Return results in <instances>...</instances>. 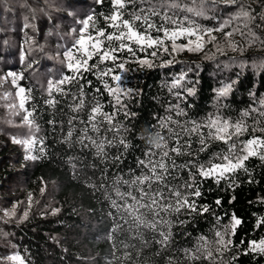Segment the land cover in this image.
<instances>
[{
    "label": "trees",
    "instance_id": "1",
    "mask_svg": "<svg viewBox=\"0 0 264 264\" xmlns=\"http://www.w3.org/2000/svg\"><path fill=\"white\" fill-rule=\"evenodd\" d=\"M245 3L259 11L264 0H245ZM109 8V4L99 5L95 0H0V78L14 71L24 77L19 82L21 86L32 88L31 103L36 105L34 116L39 131L32 129L36 143L31 154L40 157L37 160L25 159L27 153L24 147L13 143L12 137H27L29 129L21 124L20 116H11L4 106L7 102L0 100V264H18L4 259L15 253L24 258L25 264H119L112 255L115 251L113 245L120 249L115 252L117 257L122 258L125 251L131 252L136 264H167L169 256L183 264H190L181 250L194 247L200 235L206 236L209 241L215 240V232L223 231V225L230 223L233 214L242 221L235 235L231 236L233 245H240L241 240L245 244L240 245L239 249L232 247L230 251L226 250L223 256L214 252L218 264H264V255L243 254L248 241L264 238V225L257 227L260 218H264V162L258 157H251L245 162L247 172L239 170L235 173L233 179L236 186L233 188H229L224 180L219 186L212 180L203 184L205 196L201 202L210 205L215 215L207 213L195 217L184 228L174 227L171 247L161 255H156L159 245L155 243L141 247L142 241L135 236V230L129 229L131 220L125 223L122 214L111 203V199L121 203L113 190L115 176L128 179L133 175L129 169L135 175L140 174L137 158H144L143 153L149 148L148 140L158 130L153 127L157 125L158 118L171 116L173 121L184 124L188 120H203L209 113L216 112L219 106L215 89L222 82L236 78L235 74L241 71L240 61H247L248 64L241 76L242 86L237 85L234 94L222 101L226 107L220 111L225 117L236 120L243 110L250 105L255 106L249 92L264 93V72L257 74V69L252 65L264 61V48L259 46V42L249 47L247 38L237 33L232 40L245 49L241 55L232 51L225 39L216 33V43L223 54L216 52L214 44L206 46L209 55L215 53V59H205L204 53L180 52L175 55L176 63L168 68L139 70L135 64L128 65L133 71L126 74L123 84L141 92L135 99L125 102L137 115L126 119L121 111L113 121L116 128L105 131L109 127L105 121L97 133L87 123L94 103L93 96L104 105V111L113 113L114 108L109 103L112 98L106 92L103 96L95 93L96 87L103 89L95 76L89 75L93 88H85L86 95L83 97L79 96L76 86L65 85L66 95L53 94L59 101L55 107L44 101L48 98V80L66 73L60 62L62 57H58L57 53L71 45L72 30L78 29L79 21L87 15L107 13ZM233 12V8L225 10L223 5H218L206 13L207 18H197V21L211 27L227 19ZM211 17H215V20L210 21ZM232 26L243 28V21H234ZM244 31L247 32V29ZM255 31L264 39V30ZM189 67L192 71L188 73L187 80L199 81L196 95L187 99L191 107L177 100L174 93L180 89L170 91L173 77ZM14 91L10 77L0 85V96ZM79 99H84L85 105L80 111H73ZM177 103L187 115L178 116L175 110L169 111L170 106ZM245 119L250 126L255 120L264 124V118L257 113ZM8 120H12V123H8ZM69 120H72L71 124ZM169 126L179 131L175 124L170 123ZM85 127L88 129L87 135L98 142L113 140L111 146H105L106 157L95 154L96 149L91 141L84 140L88 147L79 142ZM69 130L73 133L70 138L67 135ZM160 131L166 138L169 136L167 129ZM256 135L261 134L257 132ZM122 137L131 147L120 161L114 162L113 158L124 152L119 145ZM247 138V134L241 137L244 140ZM192 146L199 147L195 142ZM224 147L219 142L212 143L207 152L200 153V162H206L212 153ZM41 148L43 152L39 151ZM152 150L158 151L155 148ZM188 158H177V163ZM181 176L188 178L186 172H182ZM41 187L45 188L43 194ZM120 187L122 192L128 190L126 186ZM217 198L222 200L220 206L214 204ZM14 206L15 214L6 216L5 212H11ZM25 210L28 212L27 218L23 217ZM216 216L221 217L219 224ZM141 231L145 233V239L151 241L153 234L146 229ZM185 231L190 232L191 237L181 234ZM124 244L130 247L124 249ZM210 247L214 251L216 245ZM137 251L140 252L139 256ZM234 255L237 256L236 260H232ZM202 264H207V261Z\"/></svg>",
    "mask_w": 264,
    "mask_h": 264
},
{
    "label": "snow or ice",
    "instance_id": "2",
    "mask_svg": "<svg viewBox=\"0 0 264 264\" xmlns=\"http://www.w3.org/2000/svg\"><path fill=\"white\" fill-rule=\"evenodd\" d=\"M95 2L99 5L107 3L110 8L107 13L87 15L79 21L80 27L72 30L74 35L71 45L57 53L58 57H62L60 62L66 69V73H61L57 79L48 80L46 88L48 98L44 103L55 107L59 101L53 94L66 95L65 85L76 86L79 96H85L84 89L92 90L93 88V81L89 79V75L95 76L103 85V89L96 87L95 93L103 96L106 92L112 98L109 103L114 108L113 113L104 111V105L95 95L93 96L94 103L88 114L87 123H90L92 130L97 133L100 132V125L105 121L109 126L105 131L116 128L113 121L116 114L121 111L126 119L137 115L125 102L135 99L141 92L140 89L126 87L123 84L126 74L133 71L128 65L135 64L139 70L164 69L176 63L175 55L180 52L204 53L205 59H215V53L209 55L206 46L214 44L216 52L223 54V50L216 43V33L225 39L232 51L239 52L241 55L245 49L232 40L237 33L247 38L249 47L256 46L259 42V46L264 48V39L255 31V29L264 30V5H261L257 11L251 4L245 3V0H95ZM218 5H223L225 10L233 8L235 12L211 27L198 23L197 18H207L206 13ZM209 19L215 20V17ZM234 21H243V28L233 27ZM27 26L26 24L25 27ZM244 29H247V32ZM239 67L241 71L235 74V79L222 82L221 86L215 89V98L219 106L216 112L209 113L203 120H188L184 124L173 121L171 116L158 118L157 125L153 126L158 130L152 133V138L148 140L149 148L143 153L144 158H137L140 174L135 175L134 171L129 169L133 175L128 179L121 175L115 176L113 190L121 203L109 197L112 206L122 214L121 218L125 223L131 220L129 229L135 230V236L142 241V248L147 247L149 243L159 245L156 255H161L171 247L174 227L184 228L190 225L195 217L207 213L215 215L210 205L201 202L205 196L202 189L206 181L212 180L219 186L224 180L228 182L229 188H233L236 186L233 179L235 173L239 170L248 171L245 162L249 158L258 157L264 162V124L260 120H255L250 126L245 119L252 113H257L259 117L264 118V93L249 92L255 106L250 105L243 110L239 119L232 120L220 111L221 108L226 107L222 101L234 94L237 85L242 86L241 76L244 68L248 67L247 61H240ZM252 67L257 69V74H260L264 72V61L259 65L254 63ZM191 71L192 68L189 67L187 71L175 75L170 87V91L181 90L174 94L178 101L185 102L188 107H191V104H187V99L196 95V86L199 83L198 80H187L188 73ZM9 77L11 84L15 86V91L5 92L0 96V100L6 101L4 106L9 114L20 116L21 124L29 129L27 137H12L13 143L24 147L27 153L25 159L37 160L40 157L31 154L36 143L32 129L39 131V125L36 124L34 116L36 105L31 103L33 90L21 86L19 82L24 77L14 71L0 78V85ZM9 100L11 102H8ZM84 105L85 100L79 99L72 110L80 111ZM172 110H175L178 116L187 115L179 103L170 106L169 111ZM7 122L12 123V120ZM71 123L72 120H69V124ZM170 123L175 124L179 131L170 127ZM250 128L251 131H249ZM162 129H167L169 133L167 138L161 135ZM124 130L128 131L127 128ZM87 131L85 127L84 135L79 138V142L84 147H88L89 145L84 144V140L91 141V145L96 149L95 154L106 157L105 146L106 144L111 146L113 140L98 142L88 136ZM257 132L261 135H256ZM72 134V130H69L67 135L70 138ZM246 134L248 138L241 139ZM193 142L199 147L193 148ZM216 142L225 147L219 152L212 153L206 162H200V153L207 152L211 144ZM119 145L123 147L124 152L114 157V162L120 161L131 147V144L123 137L120 138ZM153 148L158 151H153ZM39 151L43 152L44 149L41 148ZM182 157L189 158L182 163H177V158ZM182 172L187 173V179L181 176ZM174 181L179 182L174 183ZM41 182L43 184V181ZM121 185L126 186L128 190L122 192ZM92 186L95 187V185ZM44 190V187L40 188L41 194ZM30 204L31 194L29 206ZM214 204L220 206L222 200L217 198ZM14 214L15 206L11 212H5L6 216ZM27 215L28 212L25 210L23 217L27 218ZM220 220L221 217L216 216L217 224ZM241 223V219L233 214L230 217V223L223 225V231L215 232V240L209 241L206 236L200 235L196 238L197 243L194 247L181 250L185 260L190 264H202L204 261H207V264H218L214 252L223 256L226 250L230 251L232 247L239 249L240 245L245 244V241L241 240L240 245H233L231 239ZM261 225H264V218H260L257 227ZM141 229H146L153 234L151 241L145 239V233ZM181 234L191 237L190 232L185 231ZM212 244L216 245L214 251L210 247ZM123 247L128 249L130 246L124 244ZM131 247L135 248V245ZM113 248L115 249L113 258L119 264H126V262L136 264L131 252L125 251L121 258L115 254L120 249L116 248V245H113ZM249 253L264 255V238L248 241L243 254ZM139 255L140 252L137 251V256ZM4 259L25 264L24 258L19 253ZM236 259L237 256L234 255L232 260ZM167 264H183V262H178L175 257L169 256Z\"/></svg>",
    "mask_w": 264,
    "mask_h": 264
}]
</instances>
